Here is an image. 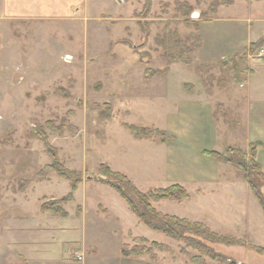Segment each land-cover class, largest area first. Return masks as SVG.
I'll return each mask as SVG.
<instances>
[{
  "label": "rangeland",
  "instance_id": "374dc122",
  "mask_svg": "<svg viewBox=\"0 0 264 264\" xmlns=\"http://www.w3.org/2000/svg\"><path fill=\"white\" fill-rule=\"evenodd\" d=\"M89 2V13L82 8L68 20L0 21V264H194L179 242L139 223L97 182L103 166L141 192L181 185L190 197L163 200L156 210L264 249V211L243 173L209 158L225 166L198 194L190 182L197 173L184 165L194 147L246 153L252 144L249 108L264 103V47L250 46L264 39V25L257 26L264 0ZM186 47L192 52L183 60L169 59ZM126 125L173 139L138 138ZM40 133L76 173L70 179L39 176L53 164ZM75 179L74 201L58 203ZM45 204L68 217L43 211ZM129 234L147 239L139 246L151 254L122 256L135 245ZM212 248L226 264H264V254L250 248Z\"/></svg>",
  "mask_w": 264,
  "mask_h": 264
},
{
  "label": "trees",
  "instance_id": "16d2710c",
  "mask_svg": "<svg viewBox=\"0 0 264 264\" xmlns=\"http://www.w3.org/2000/svg\"><path fill=\"white\" fill-rule=\"evenodd\" d=\"M224 3V2H223ZM232 4V2H225V4ZM191 10V9H190ZM189 12L186 14L188 15ZM264 47V39L258 43H253L250 48ZM192 51L189 48L183 49V55L179 54L171 56L169 59L173 62L183 60L185 55H189ZM188 64V61L186 62ZM152 73L153 75H157ZM55 129L54 127H52ZM126 128L138 138H150L153 136L159 137L162 143L170 142L173 137L164 131L150 128H139L136 126H128ZM44 139L48 153L52 156L53 164L47 165L39 173V176L44 175L46 171H52L58 173L65 179H70L69 175H75L76 173L68 172L60 163L57 151L49 146L47 143L46 135L40 133ZM263 145L259 142H255L249 145L248 152H243L233 147L226 148L225 152L219 153L217 151L204 150L201 152L202 156L216 159L218 161L236 166L243 173V180L247 184L253 196L258 200L261 208L264 211V170L258 163L257 153ZM101 179L97 182L103 184L114 190L121 199L126 203L131 213L137 218L139 223L143 224L149 230L164 235L171 240L179 242L180 252L188 257L194 264H208L207 260L217 263H227V259L214 251L212 245L219 246H243L250 248L258 253L264 254V249L260 247H251L242 239L235 237H228L219 235L216 232L208 228L204 223L193 222L185 218H179L168 214H163L156 210L154 207L156 204L163 200L169 201H181L187 200L190 196L187 190L179 184L172 185L165 189H155L149 192H141L135 184L125 175L114 172L108 167H102ZM80 185V180H71V191L66 198L61 199L58 203L69 204L74 201L75 194L77 193ZM43 211H53L58 216L67 218L68 215L56 204H45L41 208ZM131 234H129V237ZM135 244L131 250L121 249V254L125 258H139L149 256L152 252L147 247H140L139 244H146L148 240L143 237H130ZM183 245V246H182ZM152 246L158 248L162 252H170L168 247L153 243ZM188 249H192L199 253L198 256H194L187 252Z\"/></svg>",
  "mask_w": 264,
  "mask_h": 264
},
{
  "label": "crops",
  "instance_id": "0c3cea01",
  "mask_svg": "<svg viewBox=\"0 0 264 264\" xmlns=\"http://www.w3.org/2000/svg\"><path fill=\"white\" fill-rule=\"evenodd\" d=\"M90 0H0V21L8 22L14 21H42V20H68L74 18L77 13L83 8L84 13H89L91 8ZM250 18V17H249ZM248 18V19H249ZM247 19V21H248ZM250 20V19H249ZM263 22L257 26H263ZM250 42V39L245 41ZM252 43H256L252 41ZM244 46H242L244 48ZM233 51V50H232ZM250 84L253 86V80L250 79ZM264 83V80H263ZM196 104V103H193ZM205 110V109H204ZM210 111V108H209ZM248 132L247 145L253 142H260L264 145V103L260 105H250L248 117ZM205 149L202 147H194V151H189L190 156L184 162L188 168L193 169L197 175L194 177L193 182L197 189L200 190L209 184L213 179L212 171L218 170L220 166L224 169L225 164L214 163L218 160H209L208 157L202 156L201 152ZM185 151V150H184ZM208 158V159H206ZM258 161L264 168V148L258 153ZM219 166V167H218ZM223 172V170H222Z\"/></svg>",
  "mask_w": 264,
  "mask_h": 264
},
{
  "label": "built area",
  "instance_id": "2783aa9c",
  "mask_svg": "<svg viewBox=\"0 0 264 264\" xmlns=\"http://www.w3.org/2000/svg\"><path fill=\"white\" fill-rule=\"evenodd\" d=\"M76 259L78 260V261H83V255L82 254H76Z\"/></svg>",
  "mask_w": 264,
  "mask_h": 264
},
{
  "label": "bare ground",
  "instance_id": "6f19581e",
  "mask_svg": "<svg viewBox=\"0 0 264 264\" xmlns=\"http://www.w3.org/2000/svg\"><path fill=\"white\" fill-rule=\"evenodd\" d=\"M68 59H70V58H68Z\"/></svg>",
  "mask_w": 264,
  "mask_h": 264
}]
</instances>
